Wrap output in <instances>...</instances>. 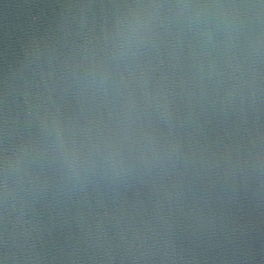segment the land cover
<instances>
[{"label":"water","instance_id":"obj_1","mask_svg":"<svg viewBox=\"0 0 264 264\" xmlns=\"http://www.w3.org/2000/svg\"><path fill=\"white\" fill-rule=\"evenodd\" d=\"M0 264H264V0H0Z\"/></svg>","mask_w":264,"mask_h":264}]
</instances>
